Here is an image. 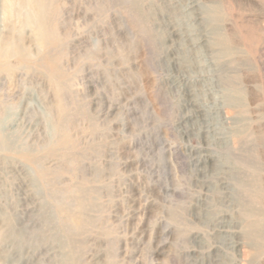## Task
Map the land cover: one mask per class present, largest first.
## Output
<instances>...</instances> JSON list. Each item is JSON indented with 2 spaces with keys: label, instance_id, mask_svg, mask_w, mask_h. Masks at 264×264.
Returning <instances> with one entry per match:
<instances>
[{
  "label": "rangeland",
  "instance_id": "rangeland-1",
  "mask_svg": "<svg viewBox=\"0 0 264 264\" xmlns=\"http://www.w3.org/2000/svg\"><path fill=\"white\" fill-rule=\"evenodd\" d=\"M66 254L264 264V0H0V264Z\"/></svg>",
  "mask_w": 264,
  "mask_h": 264
},
{
  "label": "bare ground",
  "instance_id": "bare-ground-1",
  "mask_svg": "<svg viewBox=\"0 0 264 264\" xmlns=\"http://www.w3.org/2000/svg\"><path fill=\"white\" fill-rule=\"evenodd\" d=\"M39 181H40V180H39ZM35 183H36V182H35ZM37 183H38V182H37ZM36 186L38 187V184H36ZM34 187H35V185H34ZM41 187H42V186H41ZM41 187H40V188H41ZM40 188H38V189L36 188V189L39 191ZM39 194H40V192H39ZM44 205H45V204H44ZM44 205H42V207H43ZM47 206H48V205H47ZM47 206H46V207H47ZM42 207H41V208H42ZM48 208H49V207H48ZM44 209L47 210V208H44ZM49 209H50V208H49ZM43 211H44V210H43ZM44 212L46 213L47 211H44ZM44 212H43V213H44ZM39 213H40V215H41V212H39ZM48 213H49V215H50V212H49V211H48ZM49 215H46V216H49ZM51 215H52V214H51ZM46 216H45V218H46ZM52 216H54V215H52ZM52 216H51V217H52ZM41 217H44V216L41 215ZM49 218H50V217H49ZM49 218H48V219H49ZM41 219H42V218H41ZM40 221H41V220H40ZM45 221H47V219H45ZM49 221H50V220H49ZM49 221H48V223H49ZM51 221H53L52 218H51ZM51 221H50V222H51ZM40 225H41V227L43 226V224H40ZM46 225H48V224H46ZM38 227H39V226H38ZM41 227L39 228L40 230H41ZM44 228H46V226H45ZM49 228H50V227H49ZM46 229H47V228H46ZM63 229H64V228H63ZM40 230L37 231L38 234L41 233L42 230H41V231H40ZM57 230H58V229H57ZM67 231H68V230L66 229L65 232H67ZM37 232H36V233H37ZM63 232H64V231H63ZM52 233H54V232H52ZM43 234H44V231H43ZM54 234H55V233H54ZM64 234L66 235V233H64ZM68 234H71V233H68ZM250 234H251V233H250ZM55 235H56V234H55ZM36 236H37V235H36ZM57 236H59V235H57ZM60 236H61V235H60ZM252 236H253V235H252ZM254 236H255V237H256V236L258 237V234L254 235ZM55 237H56V236H55ZM62 237H63V236H62ZM70 237H71V236H70ZM39 238H40V237H39ZM39 238H38V239H39ZM52 238H54V237L52 236L51 239H52ZM59 238H60V237H59ZM59 238H58V239H59ZM65 238H67V237H65ZM35 239H36V238H35ZM49 239H50V237H49ZM60 239H61V238H60ZM67 239H68V238H67ZM33 240H34V239H33ZM52 240H53V239H52ZM55 240H56V239H55ZM65 240H66V239H65ZM65 240H64V241L61 240V241H63V243H65ZM69 240H70V239H69ZM69 240H68V241H69ZM52 243H53V242H52ZM56 243H57V242H56ZM56 243H55V244H56ZM60 243H61V245H63L62 242H60ZM24 244H25V242H24ZM66 244H67V243H65L64 245L67 246ZM64 245H63V246H64ZM24 246H25V245H24ZM65 246H64V247H65ZM69 246H71V244H69ZM60 247H61V246H60ZM67 248H69V247H67ZM71 248H72V247H71ZM63 249H64V248H63ZM69 250H70V249H69ZM64 252H65V251H64ZM66 252H67V250H66ZM68 252H69V251H68ZM68 252H67V253H68ZM61 255H62V254H61ZM70 255H71V254H70ZM75 259H76V258H74V259L72 258V255H71V256H68V255L66 254L65 257H63V264H75V262L77 261V260H75ZM73 260H74V261H73Z\"/></svg>",
  "mask_w": 264,
  "mask_h": 264
}]
</instances>
